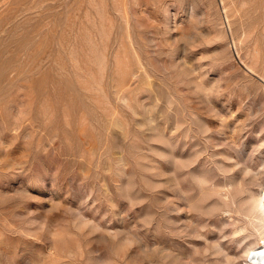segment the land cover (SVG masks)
Here are the masks:
<instances>
[{"label": "rangeland", "instance_id": "1", "mask_svg": "<svg viewBox=\"0 0 264 264\" xmlns=\"http://www.w3.org/2000/svg\"><path fill=\"white\" fill-rule=\"evenodd\" d=\"M220 1L0 0V264H246L264 0Z\"/></svg>", "mask_w": 264, "mask_h": 264}, {"label": "bare ground", "instance_id": "2", "mask_svg": "<svg viewBox=\"0 0 264 264\" xmlns=\"http://www.w3.org/2000/svg\"><path fill=\"white\" fill-rule=\"evenodd\" d=\"M220 2H222L221 4H223L224 1L221 0ZM228 22H229V20H228ZM250 71L253 72V69L251 67H250ZM262 81L264 82V77L262 78ZM198 180H199V178H198ZM251 200H252V203L249 206V210H248L247 215L250 218L249 219L250 226H252L253 229L257 233H259L258 234L259 239L257 240L256 244H254L251 247H249L248 249H246L247 251L245 252L246 253L245 262H246V264H264V195L259 193L257 196L255 195L254 197H252ZM181 207H183V206H181ZM256 221H258V222H256ZM238 230L240 231V229H237V232H238ZM242 231H243V229H242Z\"/></svg>", "mask_w": 264, "mask_h": 264}]
</instances>
